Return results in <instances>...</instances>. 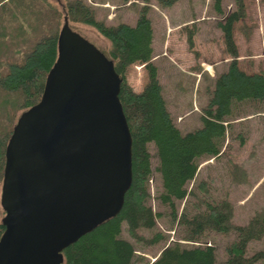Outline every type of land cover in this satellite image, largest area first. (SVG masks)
Masks as SVG:
<instances>
[{
  "label": "trees",
  "instance_id": "1",
  "mask_svg": "<svg viewBox=\"0 0 264 264\" xmlns=\"http://www.w3.org/2000/svg\"><path fill=\"white\" fill-rule=\"evenodd\" d=\"M36 0H0V35L3 34L5 19L26 16ZM47 3L46 0H42ZM128 2L130 0H124ZM149 2L151 0H144ZM164 7L172 6L180 0H155ZM222 1L214 0L215 8L222 13ZM239 9L226 15L219 25L223 30L228 52L234 57L228 69L215 81L212 95L202 116V126L183 132L174 122L163 95L158 67L153 59V24L146 7L139 12L137 22L107 24L95 17L94 11L82 0L69 2L64 15L69 20L82 21L96 28L111 42L109 54L116 70L123 78L120 99L133 134V183L126 194L122 211L102 223L97 229L81 237L64 251L63 264H133L136 257L135 245L122 236L123 226L134 236L141 228L153 229L161 213H155L148 204L150 192L148 183L153 176L150 145L156 147L158 165L155 171L161 184L160 201L169 206L174 219L179 216L198 236L207 228L220 231L239 232V240L229 247L227 264H254L264 259V251L247 257L250 240L264 236V213L253 217L247 225L236 226L232 222L233 209L227 202L209 204L207 211L191 215L179 213L177 201L195 196L188 184L195 179L202 157H219L225 147L230 128V118L236 103L243 101H264V72L248 73L239 66L236 44L235 23L245 18L243 0H236ZM58 10V9H57ZM56 22L51 25L31 47L23 50L20 61L13 56L3 62L0 72V100L6 98L0 107V180L4 175L6 147L12 135L17 112L35 105L42 97L48 72L58 56L61 12H56ZM64 16V18H65ZM192 45V36L189 40ZM13 45V41L12 44ZM10 54H13L10 52ZM15 58H20L16 55ZM134 64H144L148 70V82L142 91L137 92L127 79V72ZM16 98V99H14ZM18 98V99H17ZM205 190V186H198ZM4 225L0 222V237ZM156 242L163 239L156 235ZM151 264H218L216 249L212 245L185 247L174 242L165 247Z\"/></svg>",
  "mask_w": 264,
  "mask_h": 264
},
{
  "label": "rangeland",
  "instance_id": "2",
  "mask_svg": "<svg viewBox=\"0 0 264 264\" xmlns=\"http://www.w3.org/2000/svg\"><path fill=\"white\" fill-rule=\"evenodd\" d=\"M36 0L26 16L5 19L3 34L0 35V72L3 62L13 56L20 61L26 48L53 25L61 12L60 29L64 24V10L75 0ZM99 20L107 24L126 22L135 25L142 7H146L153 29V59L158 67L163 86V95L172 113L174 122L188 132L202 126L204 109L209 103L216 78L228 69L233 56L228 52L224 33L219 23L228 14L238 11L236 0H223L220 13L214 0H180L164 7L155 0H82ZM245 18L234 26L240 68L248 73L264 72V0H243ZM58 9V10H57ZM71 26L94 43L105 54H109L111 42L91 25L70 20ZM192 36V45L189 40ZM13 41V45L12 44ZM12 52L13 54H10ZM20 55V58H15ZM127 79L135 91L140 92L148 82V70L144 64H134L127 72ZM9 97L3 94L1 103ZM16 99V98H14ZM18 99V98H17ZM25 110L19 109L16 122ZM230 128L225 147L219 157L199 159L198 174L189 182L191 195L177 201L179 213L195 215L207 211L209 204L229 203L233 209L232 222L236 226L247 225L256 215L264 213V101H243L236 103L230 118ZM16 124V123H15ZM153 176L148 189V204L155 213H161L153 229L141 228L134 237L126 224L122 236L136 248L133 264H151L160 252L174 242L182 246L212 245L216 249L218 264H227L229 247L239 240V232L220 231L207 228L201 235H194L191 229L174 219L169 206L159 199L160 182L154 170L158 165L156 147L150 145ZM4 178V175H3ZM3 178L0 180V222L5 216L1 205ZM198 186H205L202 190ZM163 239L156 242V235ZM264 251V236L250 240L247 257ZM254 264H264L260 259Z\"/></svg>",
  "mask_w": 264,
  "mask_h": 264
},
{
  "label": "water",
  "instance_id": "3",
  "mask_svg": "<svg viewBox=\"0 0 264 264\" xmlns=\"http://www.w3.org/2000/svg\"><path fill=\"white\" fill-rule=\"evenodd\" d=\"M122 83L66 15L42 97L6 147L0 264H63L65 249L122 211L133 183Z\"/></svg>",
  "mask_w": 264,
  "mask_h": 264
}]
</instances>
